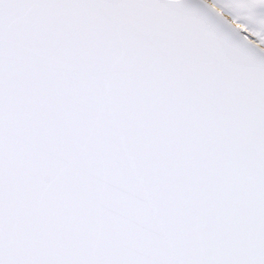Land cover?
I'll return each mask as SVG.
<instances>
[{"label":"snow or ice","instance_id":"6c2138e0","mask_svg":"<svg viewBox=\"0 0 264 264\" xmlns=\"http://www.w3.org/2000/svg\"><path fill=\"white\" fill-rule=\"evenodd\" d=\"M0 264H264V0H0Z\"/></svg>","mask_w":264,"mask_h":264}]
</instances>
